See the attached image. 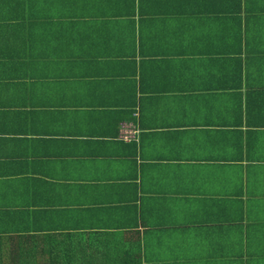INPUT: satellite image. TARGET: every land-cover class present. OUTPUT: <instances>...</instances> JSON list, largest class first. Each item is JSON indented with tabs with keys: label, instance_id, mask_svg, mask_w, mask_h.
Returning a JSON list of instances; mask_svg holds the SVG:
<instances>
[{
	"label": "crops",
	"instance_id": "obj_1",
	"mask_svg": "<svg viewBox=\"0 0 264 264\" xmlns=\"http://www.w3.org/2000/svg\"><path fill=\"white\" fill-rule=\"evenodd\" d=\"M23 254L264 264V0H0L2 264Z\"/></svg>",
	"mask_w": 264,
	"mask_h": 264
},
{
	"label": "built area",
	"instance_id": "obj_2",
	"mask_svg": "<svg viewBox=\"0 0 264 264\" xmlns=\"http://www.w3.org/2000/svg\"><path fill=\"white\" fill-rule=\"evenodd\" d=\"M138 133H139L138 127L135 128L132 123L124 122L122 124L121 136L125 140L131 141V140L137 139Z\"/></svg>",
	"mask_w": 264,
	"mask_h": 264
},
{
	"label": "trees",
	"instance_id": "obj_3",
	"mask_svg": "<svg viewBox=\"0 0 264 264\" xmlns=\"http://www.w3.org/2000/svg\"><path fill=\"white\" fill-rule=\"evenodd\" d=\"M19 259H21L19 261V264H34V259L35 258H40V257H46V256H37L34 254H29V255H21V256H15ZM3 258L2 256H0V264H2Z\"/></svg>",
	"mask_w": 264,
	"mask_h": 264
},
{
	"label": "rangeland",
	"instance_id": "obj_4",
	"mask_svg": "<svg viewBox=\"0 0 264 264\" xmlns=\"http://www.w3.org/2000/svg\"><path fill=\"white\" fill-rule=\"evenodd\" d=\"M7 262V261H6Z\"/></svg>",
	"mask_w": 264,
	"mask_h": 264
}]
</instances>
